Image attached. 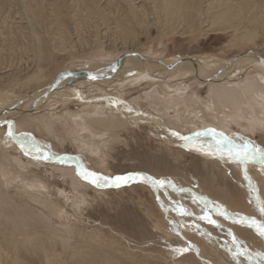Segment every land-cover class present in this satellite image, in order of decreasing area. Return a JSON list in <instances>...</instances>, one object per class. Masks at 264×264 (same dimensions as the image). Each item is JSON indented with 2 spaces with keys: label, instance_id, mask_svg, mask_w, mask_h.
Here are the masks:
<instances>
[{
  "label": "rangeland",
  "instance_id": "rangeland-1",
  "mask_svg": "<svg viewBox=\"0 0 264 264\" xmlns=\"http://www.w3.org/2000/svg\"><path fill=\"white\" fill-rule=\"evenodd\" d=\"M63 1L69 6L64 7L65 10H67L66 8L68 11L75 9L78 11L77 14L82 13V9L78 8V5L82 4L81 0ZM46 8L47 6L41 13L45 17L48 14ZM28 10L29 6L25 0H0V20L3 18L0 21V76L6 75V71L9 73L14 69H20L19 75H15V79L12 78L11 83L9 81L5 85H0V122L13 121L14 131L17 135L21 133L30 134L45 152H51L60 157H74L83 168H92L98 174L112 177L141 172L156 179H169L178 188H184L186 191L176 192L171 187L153 189L151 185L143 182H134L119 188H98L78 175L77 165H73L76 172L75 180L78 181L77 185L81 189L79 187L74 189L72 184L74 175L63 173L55 167V165L72 167L71 163H61L56 159H35L33 158L35 153L26 155L17 141L7 138V124L0 123V170L11 171L8 175H2L3 179L13 177L10 181L11 185L6 186V191L11 196L13 195L12 199L9 196L10 200L4 202L6 204H1L0 201L2 210H0L2 216H0V225H2L0 226V241L3 247H7L8 237L28 238L26 240L29 247L33 246V248H29L31 252L37 254L46 248L47 252L50 253L55 248L70 263L71 250L79 248L82 244L77 234L80 236L84 233L88 234L90 229L95 227V230L101 233L110 256L117 258L121 264H249L243 256L234 260L226 250V242L228 246H231V237L227 235L228 230L231 229L239 239L245 242L250 251H264V238H260L252 229L213 214V218L222 225L216 227L206 221L199 220L198 216L181 218L176 211L171 210L172 203L180 201L192 212L201 214L202 206L191 201V196L195 194L206 197L210 201H217L229 212L254 216L257 219L261 218L255 203L249 201L250 193L246 187L247 182L244 180L243 174L234 173L231 169L224 168L223 165L231 162L220 159L218 155L205 154L203 151H198L196 147H185V142L173 136L172 133L176 132L183 136H189L195 132L213 128L217 132H223L233 138L238 135L237 137H246L256 143L264 144V131H262L264 130V81H262L264 80V63L261 62L264 59L255 60L238 67L233 66L238 58L246 53H264V29H262L263 33L258 34L251 45L250 43L247 44V41H243L235 30L218 34L209 31L198 34L185 31V33L173 32L167 35L160 31L158 21L156 24L151 20L154 17L150 13V23L146 33L151 32L149 33L151 39L143 41L140 48L132 49L130 43H126L127 48L124 51L121 49L123 48L121 40H118L120 37H114L111 31H108L104 40L107 41L111 38V40H116L114 42L115 47L95 43L89 52H85L86 56L84 53L80 54V48L76 54L74 52V56L69 51L65 52L54 48L48 40L47 31L43 25L45 17H41L43 23L31 17L33 15ZM249 12L252 13L251 9ZM67 14L72 15L71 12ZM3 16L7 18V21ZM21 26L23 27L21 28ZM206 26H208V21ZM5 27L6 30L3 29ZM262 30L260 29V31ZM10 31L13 32L10 33ZM90 31H86L84 35L86 37L87 35L93 36L95 30L90 29ZM36 40L42 46L40 53L37 49H33ZM109 48L113 50H109ZM9 50L14 53L11 51L10 54L12 55H10ZM142 56L152 58L156 67L162 65L165 69L195 60H199L203 64L206 60L210 61L211 64L222 62V64L233 66V70L224 75L226 79L221 81L210 80L205 71L199 70L192 72V74L187 73L178 80L171 82L168 86L170 88L168 94L171 93L170 97L178 100L177 102L180 103L178 105H163L151 98L152 94H159L158 85L164 81L163 69L145 72L142 75L139 74L140 76L131 74L122 78H115L112 83L106 85H101V78H91L93 75L99 77L98 73L101 69H112L127 60L142 58ZM71 64L78 65V67L69 71V67H72ZM115 64L119 65L115 66ZM237 84L239 85L238 88L247 90L246 93L239 94L237 98L238 108L235 106L236 104L233 106L232 102L226 99L228 93H231L234 87H237L234 85ZM47 87L49 88L42 92ZM141 93L146 95L149 102L145 106H141L139 103ZM21 95L25 96L24 105L21 106L23 108L19 106L20 104L9 108L14 101L13 98ZM231 95L233 96V93ZM204 96L207 99H204ZM247 97H250L251 103ZM185 100L187 104L183 106ZM220 100L221 104L219 103ZM113 101H121L122 103L117 104ZM203 102L204 104H202ZM196 103L199 107L197 115L190 109V105L196 106ZM210 103L215 108H210ZM95 104L104 109L110 108L113 113L117 112L115 113L116 118L129 121L127 130L122 129V124V127L118 125L119 128L115 125L116 128L114 126L113 131L108 130L114 134L117 142L114 143L107 158L94 152L90 154L82 147L83 145H79L80 142L76 143L75 135L71 133L73 128L79 129L84 124L82 120H74L71 113ZM217 107L221 108L217 109ZM233 107L242 108L244 111L242 112V109L241 112L237 110V113L234 112L232 117L229 116V113L223 112L224 108L228 111ZM8 112H12V114H7ZM245 112L247 116L244 114ZM248 112L252 115L250 117L253 120L247 114ZM253 112L256 114L254 113V115ZM62 113L65 116L58 118L57 115L61 116ZM239 114L245 119L237 124L232 121V118L234 115L239 116ZM82 133L87 135L86 132ZM111 136L112 134L108 135L107 138ZM204 139L210 138L205 137ZM79 159L83 162H80ZM233 164L237 165L241 171V166L238 163ZM255 166L256 169L260 170L259 166ZM257 173L260 174L261 172L257 171ZM13 192L18 195L17 201L13 200ZM24 192L29 193L26 194L28 197L40 198L41 196L45 202L49 201L48 205L53 208L56 214L53 217L48 216L49 209L47 208L46 210L40 208L37 210L38 206H36L35 200L26 201ZM158 196L159 199H157ZM19 198L22 202L16 205ZM32 201H34L33 204ZM1 205L3 207L5 205V207L3 208ZM21 205H24L23 211L20 209L22 208ZM17 207H20L19 209L23 214L18 211ZM166 207L169 209L168 211H165ZM16 214L19 217L18 222L13 219ZM27 214H31L32 221L26 218ZM39 215L40 218L37 217ZM47 217H51V219ZM49 219L53 222L51 223ZM33 220H36L37 224ZM174 221H179L177 225L179 235L172 230L173 226L170 222ZM180 225H187L188 227H180ZM18 226H20V230L17 229ZM26 234L29 236L25 237ZM51 235L53 237H50ZM30 238H32L31 242ZM48 239H52L51 243ZM67 240L68 243H65ZM128 241L129 243H127ZM185 241L194 245V248L182 255H176L170 250L172 247L183 246ZM63 243L70 247L64 249ZM19 253L20 255L21 253L28 255L23 248ZM45 253L44 251L41 254L45 255ZM99 258L97 257V259ZM30 260L37 262L36 257H30ZM73 262L76 264L79 261L74 258ZM0 264H11V260L0 261ZM95 264H97V260Z\"/></svg>",
  "mask_w": 264,
  "mask_h": 264
},
{
  "label": "bare ground",
  "instance_id": "bare-ground-1",
  "mask_svg": "<svg viewBox=\"0 0 264 264\" xmlns=\"http://www.w3.org/2000/svg\"><path fill=\"white\" fill-rule=\"evenodd\" d=\"M80 2L82 4L78 5V8L82 9L81 10L82 13L77 14L76 12H78V11L75 9H71V11H68V8H66L67 10H65L64 7H69V6L63 0H25V3L29 6L28 11H30L33 15V16L30 15V16L33 17L34 19H38L39 21H41L43 23H44V21H42L41 17H43L44 15H41V13H42V10L45 9V7L47 6L46 9H47L48 14L46 17L44 16L45 17V23L43 25L46 28L48 40L51 42V43L50 42H48V43L52 44L54 48L59 49L61 51H65V52L69 51L72 55H74V52L76 54V51L78 50V48H80L79 49L80 54L84 53V55H85V52L86 53L89 52V50L92 49V46L95 43L97 45H98V43H103V44H106L107 46L112 45L115 47L114 42L116 40H114V39L111 40L112 38L110 40L107 39V41L104 40L106 37L105 35H106V33H108V31L109 32L111 31V33L113 34L114 37L115 36L120 37V39L118 38V40H121V42L123 44V48H121V49H123V50L126 49L127 48L126 45L128 43H130L132 49L140 48L143 44V41H147V40L151 39L150 35H149V33H151V32L149 31L148 33H146V31L148 30V25L150 23V20H149L150 13H152V15L154 17L151 20L154 23H156L158 21L157 23L159 24L158 26L160 28V31L162 32V34H167V35H168V33L171 34L173 32L174 33L175 32L176 33L177 32L178 33L179 32L185 33V31H188V33L190 32V33H194V34H198V33L205 32V31H209L210 33H213V34L214 33L218 34V33L224 32V31H229V30L234 31L235 30L236 33L237 32L239 33V36H240V38H242L243 41L245 40L248 42L247 44L250 43V45H251V43L252 44L254 43L255 39L257 38V35L263 33L262 29H264V0H103V1L102 0H81ZM68 3H70V2H68ZM250 9H251L252 13L249 12ZM68 12L69 13L71 12L72 15L69 16V14H67ZM3 17H5V16H3ZM7 17H9V16H7ZM5 18H4V20H5ZM1 20H3V18ZM6 21H7V18H6ZM207 21H208V26H206ZM9 22H11V21L9 20ZM15 26L17 27L18 25H15ZM22 27L23 26H21V28ZM9 28H10V26H9ZM3 29L6 30V27ZM90 29L95 30V31H93L94 35L93 36L87 35V37H86L84 35V33H86V31H90ZM260 29L262 31H260ZM16 31L18 32L19 30H16ZM12 32L10 31V33H12ZM90 32H92V31H90ZM24 33H25V31H24ZM204 34H206V33H204ZM18 35H19V33H18ZM10 36H11V34H10ZM27 36H28V34H27ZM88 36H89V38H88ZM25 37H26V35H25ZM10 39L12 40V38H10ZM26 39H28V38L26 37ZM37 40L35 41L37 44L36 43L34 44L33 49H37L40 53V47H42V46H40L41 44H39L38 43L39 41H37ZM33 43H34V41H33ZM21 46H22V44H21ZM50 47H52V46L50 45ZM11 48H9V49H11ZM23 49H26V48H23ZM109 50H113V49L109 48ZM0 51H1V49H0ZM11 51L9 50V54L11 53ZM23 53H24V51H23ZM55 53H57V52L55 51ZM10 55H12V54H10ZM4 58H5V56H4ZM36 58H38V57H36ZM260 59L261 60L264 59V53L263 52H257V53L256 52H250L249 54L246 53L245 55L238 58V61L236 63H234L233 66H235V67L242 66V64L252 63L253 61H255V60L257 61ZM96 63L98 64V62H96ZM14 64H15V62H14ZM93 65H95V64H93ZM104 65H105V63H104ZM117 65H119V64H115V66H117ZM233 66H228L226 64H222V62L217 63V64L216 63L211 64L210 61H206V60L202 64V63H200L199 60H195V61H191V62L189 61L188 63H185V64L180 65V66H174V67L172 66V68L165 69L164 66H162V65H159L158 67H156L155 61L152 58L142 56V58H134V59L127 60V61L121 63V65H119L115 68H112V69H109V68H106V70L101 69V71L98 73V75H99V78H101V85L102 84L106 85L110 82L112 83V81L115 78H120V77L122 78L125 76H129L131 74L142 75L145 72H149V71L151 72L154 70L161 71L163 69L164 70V73H163L164 81H161L158 85L159 94H156V95L152 94L151 98L154 99L157 103H161L163 105H165V104L166 105H178V104H180L177 102L178 100L174 99V97H170L171 93L168 94V91H170V88H168V86L170 85L171 82L178 80L179 78L183 77L187 73L192 74V72H197L199 70L205 71L206 72L205 74L208 75V79L221 81V80L226 79V77L224 75L229 74V71L233 70V68H232ZM77 67H78V65L77 66L72 65L71 68L69 67V71H72L73 69H76ZM92 67L95 68L94 66H92ZM113 69H115V70L113 71ZM92 70L94 71V69H92ZM18 71H20V69L19 70L14 69V71H11L9 73H6V72H8V71H6L5 72L6 75L0 76V85L1 86H2V84L5 85V84L9 83V81L11 83V80H13L12 78H14L15 75H19ZM75 72H77V71H75ZM161 73H160V76H161ZM4 78H7V79H4ZM37 78H38V76L36 77V79ZM70 78H72V77H70ZM262 81H264V80H262ZM207 82H209V81H207ZM230 82H231V80H230ZM234 86H237V87H234V90L231 92V93H233V96L229 92L226 99H228L229 102H232L233 106H234V104H236L235 106L237 107V106H239V105H237L238 104L237 98L239 97V94L244 93V92L246 93L247 90H243L242 88H238L239 87L238 84L234 85ZM48 88L49 87H47L42 92H45ZM235 89H237V90H235ZM262 93H263V90H262ZM249 96H250V94H249ZM24 97L25 96H23V95L15 96L13 98L14 101H12V104H10L9 108L13 107L15 105H18V104H20L19 105L20 107L23 106L24 105L23 102L25 101ZM172 98H173V100H172ZM204 99H207V98L204 96ZM247 99H248L249 103H251L250 97H247ZM139 100H140L139 103H141V106H145L149 103L147 98H146V95L143 93L140 94ZM259 101H261V100H259ZM219 103L221 104V100ZM257 103H261V102H257ZM186 104H187V102L185 100L183 102V106H185ZM202 104H204V102ZM195 105L197 106V103ZM196 106L190 105V109L195 114L199 111V107L198 106L196 107ZM209 107L215 108V106L212 103H210ZM236 107H233L230 109L228 108L229 109L228 111L225 110L226 108H224V109L222 108V109L224 110L223 112L229 113V116L232 117L234 112L236 114L237 110L240 111L242 109V108L237 109L238 107L237 108ZM21 108H23V107H21ZM219 108H221V107H217V109H219ZM251 110H252V108H251ZM112 111L110 108L106 107L104 109L103 107L95 104V105L85 106L80 111L71 113V117L74 120L79 119V120H82L84 123L79 129L73 128L71 133L75 135L76 143L80 142L79 145H83L82 147L84 149H86L90 154H92L94 152L96 154H100L101 157L107 158L110 155L109 153H110V150L112 149V147L114 146V143L117 142L116 137L113 136L114 134L110 133L109 131H113L112 129L114 128L115 125L121 126V124L123 125L122 129L127 130L129 128L127 126L129 121H126L125 119L122 120V119L116 118L115 113H117V112L113 113ZM174 111H176V110L174 109ZM243 111H244V109H242V112ZM246 112L244 113L245 115H246ZM255 112H253V114ZM7 114H12V112H8ZM7 114H6V116H8ZM244 114H243V116H244ZM247 114H249V112ZM221 115L223 116V114H221ZM240 115L241 114H239V116L234 115L232 118V121L236 122L237 124L239 121H241V120L243 121V119H245V118L241 117ZM64 116H65L64 113H62L61 116L59 114L57 115L58 118H63ZM250 116H252V115L249 114V117ZM257 117H259V116H257ZM250 118H252V117H250ZM246 119H248V118L246 117ZM260 119L262 120V118H260ZM260 119H258V120H260ZM252 120H253V118H252ZM255 121H257V120H255ZM116 126H115V128H116ZM120 126H118V128ZM239 127H241V126H239ZM256 127H257V125H256ZM257 129H258V127H257ZM259 129H260V127H259ZM115 131H116V129H115ZM262 131H264V130H262ZM82 132H86L87 135H85ZM110 134H112V136L110 138H107V136L108 135L110 136ZM237 136L238 135H236V137ZM0 138H1V135H0ZM247 139H249V138H247ZM250 140L253 141L252 139H250ZM253 142L256 145L264 147V144L262 145L260 143H256L255 141H253ZM168 147H170V146H168ZM79 161L83 162L80 159H79ZM53 162H56V161H53ZM70 163L72 164V167H64L62 165L61 166L55 165V167L60 169L63 173H67L68 175H74L73 177L72 176L71 177H72V184L74 186V189H76V187H79L77 185L78 181L75 180V173L76 172H75V168L73 166V165H77L76 159H74ZM223 163H225V162H223ZM18 164H20V163H18ZM250 164L247 166L248 174L251 176L254 184L256 185V187L258 189V195H259L260 199L262 201H264V172H261V170L256 169V166H255L256 164H254V165L252 163H250ZM223 166L225 169H228V168L231 169L232 171H234V173H238V174L241 173L242 174V169H241V171H239L238 166L234 165L232 162L230 164L226 163V165H223ZM86 169H88L89 171H92V172H96L92 168L89 169L88 167H86ZM0 171H1L0 172L1 173L0 174V177H1L0 178V201L2 202V203L1 202L0 203L3 204L5 201H7L9 199V196H11L9 194V192L6 191V186H8V184H10V181L12 180L13 177L3 179L2 175H8L10 170L9 171L0 170ZM257 171H260L261 173L258 174ZM20 178H22V177H20ZM84 186H86V185H84ZM82 189H84V188H82ZM15 192L18 193V191H16V190H15ZM19 192L21 193L22 191H19ZM16 193L13 192V194H14L13 200L17 201L18 195H16ZM24 194H25L24 196H26L25 197L26 201H28L29 199L35 200V202L37 203L36 206H38L37 210H39V208L42 210H44V209L46 210V208H47V209H49L48 216L53 217V215L56 214V212H54L53 208L48 205L49 201L45 202L43 200L44 198H42L41 196H40V198L39 197L38 198H35V197L31 198L32 196L31 197L27 196L29 193L27 194L26 192H24ZM20 196H21V194H20ZM82 196H83V194H82ZM199 196H201V195H199ZM12 197H13V195L11 196V199H12ZM20 200L21 199L19 198L18 202L15 201L16 205H19L20 202H22ZM33 203H34V201H32V204ZM4 204H6V203H4ZM32 204H31V207H32ZM14 205H12V206L14 207ZM23 206L21 205L22 208L17 207L18 211L21 212L20 209H22V211H23ZM4 207H5V205H4ZM17 209H16V211H17ZM0 210H1V208H0ZM41 213H43V212H41ZM2 215H3V212H2ZM23 217H25V216H23ZM37 217L40 218L41 216L39 215ZM26 218L29 221H32L31 220L32 219L31 214L30 215L27 214ZM47 218L51 219V217H47ZM1 219H2L1 221H3V218H1ZM13 219L18 222L19 217H17V214L13 217ZM20 221H22L21 218H20ZM35 221H34V223H36ZM50 222L52 223L53 220H50ZM50 222L48 221V223H50ZM6 223H8V222H6ZM16 224H20V223H16ZM5 225H7V224H5ZM0 226H2V225H0ZM19 227L20 226H18L17 229H19ZM42 227H43V225H42ZM23 229H24V227H23ZM51 229L52 228L50 227V230ZM95 229H96L95 227H92L90 229V231L88 232V234L84 233V235H82V236L77 234L78 238L82 241V244L79 248H73L71 250V262L70 263H68L62 257L63 254L59 253V251H57L55 248H53L50 253L47 252L46 248H43L40 251V253H37V254H36V252H31V250L29 248H31V247L33 248V246L29 247L28 241H27L28 238H26L27 239L26 240L25 238L21 239L18 236L8 237L7 247H3V244L0 241V261L11 260V264H36V263H39V264H73L74 263L73 259L77 258V261H79V262H76V264H95L96 260H97V264H121L120 261H117V258L110 256V254L108 253L107 246L104 245L105 241L103 240L102 235H100L101 233L96 231ZM57 230H59V228ZM35 231H37V230H35ZM61 231H59V232H61ZM54 235H56V234H54ZM61 235H63V234H61ZM28 236L26 234L25 237H28ZM50 237H53V235H51ZM54 237H56V236H54ZM29 240L31 242L32 238H30ZM48 240L51 243L52 239L51 240L48 239ZM61 241H63V240H61ZM65 243H68V240ZM65 243H63L64 244L63 248L67 249V247L69 245L66 246ZM127 243H129V241ZM46 244H48V243H46ZM22 248L26 250V253L28 255H25L24 253H21V255H20L19 251ZM44 251L46 253H45V255L44 254L42 255L41 253H44ZM149 256H151V255L149 254ZM30 257L31 258L36 257L37 262L30 260ZM97 257H100V258L97 259ZM151 257H153V256H151ZM202 260H204V259H202Z\"/></svg>",
  "mask_w": 264,
  "mask_h": 264
},
{
  "label": "snow or ice",
  "instance_id": "snow-or-ice-1",
  "mask_svg": "<svg viewBox=\"0 0 264 264\" xmlns=\"http://www.w3.org/2000/svg\"><path fill=\"white\" fill-rule=\"evenodd\" d=\"M264 63V61H262ZM115 69H113L114 71ZM92 79H98V76L93 75ZM113 103H122L121 101H113ZM131 111V109H128ZM6 123L8 126L7 138L15 140L19 143L21 149L26 155H32L35 153V159H56L61 163H70L75 158L70 156H56L54 153L45 152L40 146L35 142L34 138L30 134L21 133L17 135L14 131V123L11 120L0 122ZM173 136L185 142V147H196L198 151H203L205 154H210L213 156H219L220 159L226 160L232 163H238L241 166L242 174L244 180L247 182L246 187L250 193L249 201L254 202L259 210L260 219L254 216L243 215L241 213L229 212L223 205L210 201L206 197L196 196L193 194L191 196L192 203H198L201 207V214L192 212L189 208L183 205L180 201H175L172 203L173 211H176L178 216L192 217L198 216L199 220L206 221L210 225L216 227H221L222 225L217 219L213 218V214L217 217H222L224 219L231 220L235 224L247 227L255 231V233L260 237L264 238V201H262L258 195V189L254 184L251 176L248 174L247 166L252 163L259 166L261 172H264V147L256 145L253 141L245 137H236L225 135L223 132H217L216 129L209 128L203 131H198L189 136H183L179 133L173 132ZM205 137L210 139L205 140ZM199 142V143H197ZM78 175L82 179L89 181L98 188L104 187H122L134 182H143L151 185L153 189L168 188L171 187L176 192H185L184 188H178L169 179H156L145 173L135 172L128 173L126 175H116L112 177L104 176L96 172L89 171L83 168L82 165L77 163ZM159 199V196L157 197ZM163 207V205H162ZM169 209L166 207L165 211ZM172 224V230L177 232L179 235V229L177 225L179 221L170 222ZM180 227H188L187 225H180ZM199 231L198 225L196 226ZM210 235V234H209ZM227 235L231 237V246L227 245L226 250L231 254L234 260L243 256L247 259L249 264H264V251L252 252L248 249L245 242L239 239L231 229L228 230ZM194 248L190 242L185 241L183 246L172 247L170 250L176 255H182L189 250ZM198 251V249H197Z\"/></svg>",
  "mask_w": 264,
  "mask_h": 264
}]
</instances>
